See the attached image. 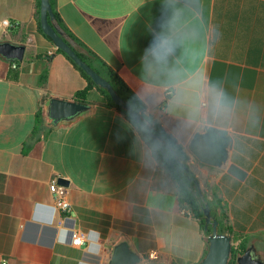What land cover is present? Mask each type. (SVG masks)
<instances>
[{"label": "crops", "instance_id": "crops-1", "mask_svg": "<svg viewBox=\"0 0 264 264\" xmlns=\"http://www.w3.org/2000/svg\"><path fill=\"white\" fill-rule=\"evenodd\" d=\"M55 4L68 29L183 147L201 196L221 199L219 231L264 259V0ZM164 40L154 57L151 46ZM4 41L26 46L22 61L0 54V254L8 264H110L123 241L137 264L201 262L210 236L198 217L181 212L172 176L120 110L93 88L87 111L58 123L49 116L52 98L75 100L87 80L39 29L36 0H0ZM209 127L229 138L219 166L190 149ZM61 177L69 213L52 208L50 184ZM74 228L90 235L84 245L72 244ZM152 250L158 259L148 257Z\"/></svg>", "mask_w": 264, "mask_h": 264}, {"label": "water", "instance_id": "water-1", "mask_svg": "<svg viewBox=\"0 0 264 264\" xmlns=\"http://www.w3.org/2000/svg\"><path fill=\"white\" fill-rule=\"evenodd\" d=\"M55 17V11L51 0H41V25L47 36H49L57 48H61L68 53L77 64H79L94 81L105 87L110 92L114 101L125 107L130 115L148 132L156 145L162 150L165 157L170 160L166 148L171 150L176 156L175 149L164 141L163 138L155 134L145 118L133 105L120 95L113 84L90 64H88L72 47V45L63 37L61 32L52 24L51 19ZM26 46L24 44H15L11 41L0 43V54L12 60H24ZM90 108V104L76 100L62 98H52L49 103L48 113L55 123L62 120L73 118ZM229 138L226 132L218 128L209 127L204 133H198L193 138L190 149L194 155L204 163L212 165H222L228 157ZM179 160V159H178ZM180 161V160H179ZM172 167H175L171 161ZM188 171L189 167L184 166ZM61 185L69 184L65 178H60ZM206 224L205 229L212 227V233L209 237V250L204 259L198 264H228L233 252L234 243L230 234L219 231V220L214 218L210 206L205 207ZM140 256L135 252L127 241L119 243L114 250L110 264H137ZM238 264H264L253 246H250L245 252L238 256Z\"/></svg>", "mask_w": 264, "mask_h": 264}, {"label": "trees", "instance_id": "trees-1", "mask_svg": "<svg viewBox=\"0 0 264 264\" xmlns=\"http://www.w3.org/2000/svg\"><path fill=\"white\" fill-rule=\"evenodd\" d=\"M36 1H37V20L39 24V29L45 34L41 25V0H36ZM51 2L55 11V17L51 19L52 24L61 32L63 37L72 45V47L76 50V52L88 64H90L102 76L107 78L113 84L117 92L133 105L134 109L141 112L146 122L151 126L153 132L161 136L164 141L170 143V145L175 149L176 156L173 154L171 150L166 148V152L169 154L170 157V160H168L165 157L162 150L156 145L154 140L144 129V127L141 126L130 115L129 111L125 107L117 104L114 101L108 89L97 84L94 81V79L79 64H77L76 61L68 53H66L61 48H57V51L63 53L81 72L82 76L87 80V86L81 90H78L75 93L74 99L76 101L89 104L90 91L93 88H96L101 92V94L104 97L105 103L108 106L117 108L118 110H120L121 113H123L127 117L129 121H131V123L135 126V128L141 134L142 138L145 140L150 150L152 151L154 157L156 158L159 164V170L166 172L167 174L172 176L175 182L177 193L179 194L180 200L182 202V205H187L192 209L194 215L200 219L203 230L208 236H210L212 233V227H210L207 230L205 229V224H206L205 207L207 205L210 206L213 217L218 219L220 223H223L225 214L217 213V208L223 206L221 199L215 194V201H214L213 199H210L208 197L207 192H203V195L201 196V188L198 177L193 171L191 170L188 171L187 169L184 168V166L188 167L185 161L188 160L189 156L186 154L183 147L180 144H178L177 140L173 136L168 134L163 129L160 123L156 119H154L153 116H151L146 112V108L144 104L141 102L138 96L127 86V84L120 77V75L116 71H114L113 68L109 66V64L103 61L93 50H91L83 41L77 38L68 29L59 11L56 9L55 0H51ZM48 57L51 58L52 55H48ZM171 161L174 162L175 167H172ZM209 244L210 241L208 242V245ZM246 249H247V245L245 243L241 242L235 245L228 264H238L237 261L238 256L243 254Z\"/></svg>", "mask_w": 264, "mask_h": 264}, {"label": "built area", "instance_id": "built-area-1", "mask_svg": "<svg viewBox=\"0 0 264 264\" xmlns=\"http://www.w3.org/2000/svg\"><path fill=\"white\" fill-rule=\"evenodd\" d=\"M4 25L7 28H12L16 26V23L9 20V19H5L3 21ZM166 95L167 96H171L174 91L170 88V87H166ZM204 106L206 105V103L204 102L203 104ZM50 189L54 198V203L52 205V208L54 211H62V212H66L69 213L72 210V203L68 197L69 191L67 189V187L63 186V185H59L57 179L52 180L51 184H50ZM181 212L183 214L186 215H190V216H194V213L192 211V209L187 206V205H183L181 208ZM71 242L73 245L75 246H81L84 245L86 243V241L90 238V235L78 230V229H73L71 232ZM148 257L150 259H158L160 257L159 251L158 250H152L151 252H149ZM0 264H8V261L5 260L1 254H0Z\"/></svg>", "mask_w": 264, "mask_h": 264}, {"label": "clouds", "instance_id": "clouds-1", "mask_svg": "<svg viewBox=\"0 0 264 264\" xmlns=\"http://www.w3.org/2000/svg\"><path fill=\"white\" fill-rule=\"evenodd\" d=\"M174 21H175V17H173V19H172V22H174ZM167 43H168L167 40H164V41H163L162 43H160V44H153V45L151 46V48H150V52H151V54H152L154 57L159 58V56H160V52H161V49L166 48ZM220 100H221V97H220L219 94H216V95L213 96V103H214V104H219V103H220Z\"/></svg>", "mask_w": 264, "mask_h": 264}]
</instances>
